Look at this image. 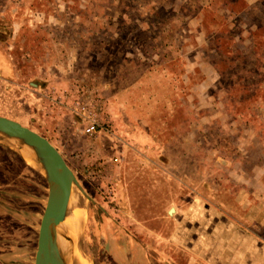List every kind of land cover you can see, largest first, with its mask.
<instances>
[{
  "label": "rangeland",
  "instance_id": "374dc122",
  "mask_svg": "<svg viewBox=\"0 0 264 264\" xmlns=\"http://www.w3.org/2000/svg\"><path fill=\"white\" fill-rule=\"evenodd\" d=\"M0 115L87 194L70 264H264V0H0ZM24 149L0 140V264H34L47 203Z\"/></svg>",
  "mask_w": 264,
  "mask_h": 264
},
{
  "label": "water",
  "instance_id": "95a60500",
  "mask_svg": "<svg viewBox=\"0 0 264 264\" xmlns=\"http://www.w3.org/2000/svg\"><path fill=\"white\" fill-rule=\"evenodd\" d=\"M0 140L30 147L46 177L47 203L40 220L35 264H70L58 238L64 239L62 222L69 215L73 191L77 188L87 195L84 188L60 150L35 129L0 115Z\"/></svg>",
  "mask_w": 264,
  "mask_h": 264
},
{
  "label": "bare ground",
  "instance_id": "6f19581e",
  "mask_svg": "<svg viewBox=\"0 0 264 264\" xmlns=\"http://www.w3.org/2000/svg\"><path fill=\"white\" fill-rule=\"evenodd\" d=\"M27 149H24V151H23V154H25V155H27L29 158H31L30 157V155H32L33 156V151H32V149L30 148V147H28V146H25ZM23 150V149H22ZM29 153H30V155H29ZM33 159V158H32ZM81 195H80V193L79 192H76V191H73V193H72V197H71V199H70V208H69V215H68V217L62 222L63 223V225H64V229L66 230L67 229V232H71V224H72V222H73V207H74V202H75V200H82V198L80 197ZM75 224V223H74ZM59 239V242H60V245L62 246V248L64 249V243H65V240L63 239V238H58ZM67 243H68V241H67ZM69 244V243H68ZM76 250H74V252H75ZM65 253V252H64ZM76 255V254H75Z\"/></svg>",
  "mask_w": 264,
  "mask_h": 264
},
{
  "label": "built area",
  "instance_id": "2783aa9c",
  "mask_svg": "<svg viewBox=\"0 0 264 264\" xmlns=\"http://www.w3.org/2000/svg\"><path fill=\"white\" fill-rule=\"evenodd\" d=\"M78 113L82 114L85 116V112H84V108H78ZM101 129V125L100 123L96 120V119H91L89 118V123L88 125L84 128V132L88 135H95L96 133H98Z\"/></svg>",
  "mask_w": 264,
  "mask_h": 264
},
{
  "label": "crops",
  "instance_id": "0c3cea01",
  "mask_svg": "<svg viewBox=\"0 0 264 264\" xmlns=\"http://www.w3.org/2000/svg\"><path fill=\"white\" fill-rule=\"evenodd\" d=\"M25 258H26V256L24 257H22L19 261H20V263H18V264H24V261H25ZM24 260V261H23ZM27 260V259H26ZM27 263V262H26ZM27 264H29V263H27ZM34 264H35V260H34Z\"/></svg>",
  "mask_w": 264,
  "mask_h": 264
}]
</instances>
